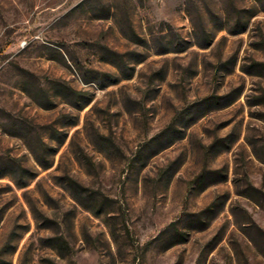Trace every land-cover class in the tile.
I'll list each match as a JSON object with an SVG mask.
<instances>
[{"label": "rangeland", "instance_id": "374dc122", "mask_svg": "<svg viewBox=\"0 0 264 264\" xmlns=\"http://www.w3.org/2000/svg\"><path fill=\"white\" fill-rule=\"evenodd\" d=\"M0 264H264V0H0Z\"/></svg>", "mask_w": 264, "mask_h": 264}, {"label": "trees", "instance_id": "16d2710c", "mask_svg": "<svg viewBox=\"0 0 264 264\" xmlns=\"http://www.w3.org/2000/svg\"><path fill=\"white\" fill-rule=\"evenodd\" d=\"M71 186H72V189H74L76 195H78V196L82 195V192L80 190V189H82V186H80L78 183H76V181H73Z\"/></svg>", "mask_w": 264, "mask_h": 264}]
</instances>
